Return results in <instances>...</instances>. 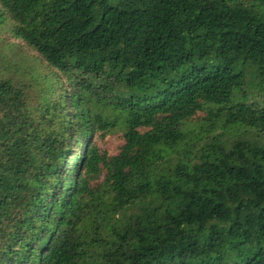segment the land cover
Returning a JSON list of instances; mask_svg holds the SVG:
<instances>
[{
  "label": "trees",
  "instance_id": "obj_1",
  "mask_svg": "<svg viewBox=\"0 0 264 264\" xmlns=\"http://www.w3.org/2000/svg\"><path fill=\"white\" fill-rule=\"evenodd\" d=\"M0 24L47 69L1 60L0 264H264V0H0Z\"/></svg>",
  "mask_w": 264,
  "mask_h": 264
},
{
  "label": "rangeland",
  "instance_id": "obj_2",
  "mask_svg": "<svg viewBox=\"0 0 264 264\" xmlns=\"http://www.w3.org/2000/svg\"><path fill=\"white\" fill-rule=\"evenodd\" d=\"M8 32V26L0 24V68L2 67L1 60H4L3 57L7 54L9 56H7L8 59L6 61L9 60L8 62L14 65L12 70L15 72L11 74H16V72H18L20 75H24V73H30L32 71L34 74L45 75L47 72L45 64L32 50L26 47L21 49H15L13 46L10 47V45L16 44L18 41L13 40ZM252 93L254 97L258 99V91L253 89ZM250 100H254V98L251 97ZM199 116L204 117L205 113H200ZM194 127H196V125ZM96 141L98 147L103 152H107L109 155H115L123 144V134L120 129H115L104 136H99Z\"/></svg>",
  "mask_w": 264,
  "mask_h": 264
}]
</instances>
